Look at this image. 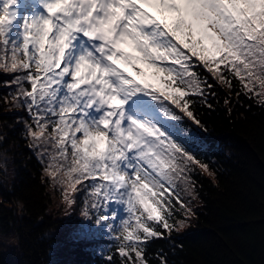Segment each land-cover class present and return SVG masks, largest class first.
Returning a JSON list of instances; mask_svg holds the SVG:
<instances>
[{
  "label": "snow or ice",
  "instance_id": "obj_1",
  "mask_svg": "<svg viewBox=\"0 0 264 264\" xmlns=\"http://www.w3.org/2000/svg\"><path fill=\"white\" fill-rule=\"evenodd\" d=\"M199 65L264 105V0H0V69L17 73L29 147L69 206L84 191L120 264H150L148 243L176 228L175 182L200 162L170 122L175 108L200 125L189 97L212 85Z\"/></svg>",
  "mask_w": 264,
  "mask_h": 264
},
{
  "label": "trees",
  "instance_id": "obj_2",
  "mask_svg": "<svg viewBox=\"0 0 264 264\" xmlns=\"http://www.w3.org/2000/svg\"><path fill=\"white\" fill-rule=\"evenodd\" d=\"M195 71L212 85L204 96L189 97L200 125L175 108L182 119L170 123L174 138L200 163L190 165L187 183L175 182L170 223L176 228L170 237L148 243L147 259L150 264H160L161 256L167 264H264V105L245 96L238 79L230 77L229 88L202 65ZM16 75L0 69V264H120L115 232L96 225L94 215H82L84 191L73 193L75 203L69 206L64 187L45 172L42 149L29 147L31 120L22 101L13 100ZM112 223L118 227L119 219Z\"/></svg>",
  "mask_w": 264,
  "mask_h": 264
}]
</instances>
